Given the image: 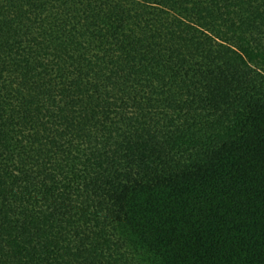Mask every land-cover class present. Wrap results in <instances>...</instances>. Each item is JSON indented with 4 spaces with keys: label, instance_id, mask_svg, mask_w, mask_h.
Wrapping results in <instances>:
<instances>
[{
    "label": "trees",
    "instance_id": "trees-1",
    "mask_svg": "<svg viewBox=\"0 0 264 264\" xmlns=\"http://www.w3.org/2000/svg\"><path fill=\"white\" fill-rule=\"evenodd\" d=\"M0 97V264H264V0H3Z\"/></svg>",
    "mask_w": 264,
    "mask_h": 264
},
{
    "label": "snow or ice",
    "instance_id": "snow-or-ice-1",
    "mask_svg": "<svg viewBox=\"0 0 264 264\" xmlns=\"http://www.w3.org/2000/svg\"><path fill=\"white\" fill-rule=\"evenodd\" d=\"M3 0H0V3H2ZM41 4H47L51 2V0H38ZM57 3L63 4L64 0H55ZM81 2V0H77V3ZM84 3H94L96 5L100 6H108V5H121V4H127L128 6H133L136 4H142L143 0H82ZM59 55V53L57 54ZM71 55V53H69ZM79 55V53H77ZM97 59V58H94ZM71 63V61H69ZM97 63H99V60L97 59ZM85 64H87V61H85ZM74 67V65H73ZM89 69H92L93 72H96V69L93 68L92 65H88V67L84 68L83 71L86 75L89 73ZM71 70V69H70ZM111 75V72H105L102 75L99 72H96V76L98 79L93 78L91 76L88 77L89 82L87 84V87L91 88V92H87L86 95L89 99H91L93 102L100 101L103 105L101 108V118L105 114L103 109L108 108L111 109L113 107L117 108V111H119V108L124 107L126 108V105L121 101L120 95H121V89L124 88V85L122 83H113L110 81L109 77ZM70 79H73V82L76 83L79 79V74H77V77H70ZM131 84L132 82L129 81ZM153 91L157 93V98L153 100V108L156 109L154 112V115H158L161 117V125L165 120L168 119V116L166 115V106L170 103V100L168 98V93L164 92L161 93V89L159 85H153ZM151 95V93H150ZM65 96H67V93H65ZM111 96V102H108V97ZM2 99V97H0ZM129 100L131 101V97H129ZM133 104L135 101H131ZM157 106H159L157 108ZM127 110V109H126ZM41 115H44V113H41ZM115 115V113H113ZM129 115H134V112L130 111ZM11 119V116L9 117ZM21 122H23V116H20ZM53 120H55V117H53ZM3 119L0 118V127H3ZM57 123H59L57 121ZM160 127V125H158ZM102 128V124L98 121L96 123V127L94 131H98ZM65 130L68 131V136L65 137V140H68L69 138L72 140L73 143H80L85 148H87L88 151H91L92 149L88 146V129L87 128H75V129H67V126H65ZM62 133H56L57 136L61 135ZM27 139V137H26ZM17 140H19V137H17ZM49 155H55V153L50 152ZM37 156H39V153H37ZM19 158V157H18ZM4 159L3 153L0 152V164H2ZM59 161H57L58 163ZM21 163H23V160H21ZM33 163L35 161L33 160ZM29 168H31V165H29ZM17 169L19 172L22 173L23 169L20 166H17ZM38 173L33 172V176H37Z\"/></svg>",
    "mask_w": 264,
    "mask_h": 264
}]
</instances>
